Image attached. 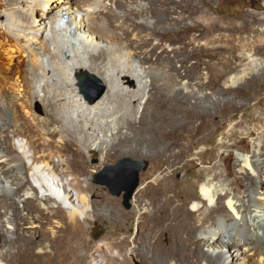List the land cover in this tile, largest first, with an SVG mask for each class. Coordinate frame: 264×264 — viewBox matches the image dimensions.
<instances>
[{
	"label": "bare ground",
	"instance_id": "1",
	"mask_svg": "<svg viewBox=\"0 0 264 264\" xmlns=\"http://www.w3.org/2000/svg\"><path fill=\"white\" fill-rule=\"evenodd\" d=\"M63 14L68 17L67 22L63 21ZM222 21L208 8L207 0H0V95L10 83L12 92L8 104L0 101V203L7 205L11 200L30 216L28 200L42 201L50 214L56 211L54 204L45 203L41 190L33 192L35 188L27 186L31 182L25 171V158L15 149L14 140L19 129L25 136L32 126L28 123L31 127L21 128L26 122L21 121L15 105L24 108L37 133L32 135V156L28 158L33 168L39 166L44 172L41 170L38 180L42 187L49 185L56 204L59 200L65 204L61 211L70 216L76 227L90 216L86 212L90 211L91 202L84 194L88 187L80 179L89 171L84 164L86 150L101 149L105 154L119 146L139 147L134 138L131 140L132 134L140 132L138 124L152 129L153 122L160 125L166 120L165 141L149 144L158 153L149 155L150 148L146 147L140 154L155 164L143 173V184L134 196L142 209L139 227L148 230L147 252L143 254L152 264H264V130L259 132L264 129V122L239 130L245 138L254 137L253 145L242 149L246 151L235 160L239 180L229 178L234 176L232 164L224 169L229 156L220 153L215 166L201 169L197 180L184 179L180 185L173 181L179 165L184 169L194 161L212 163V159L204 160L201 145L205 144L207 132L212 128L216 131L223 124L219 123L222 97L208 87V73L202 72L190 81L178 75L168 62H161L158 46L167 51L175 47L161 46L154 33L158 30L166 37L241 28L234 21L232 27H226ZM145 38L153 43L142 48ZM194 40L200 45L217 41L214 36ZM180 41L183 43L184 39ZM232 48H245L238 68L226 69L214 81L219 84L225 78L234 96L264 76V60L258 58L264 45L254 50H249L247 44ZM180 63L185 68L186 62ZM85 72L97 75L106 87L104 96L93 103L83 97L77 86V75ZM157 96L162 103L150 115V106ZM191 97L195 101L189 104ZM35 98L45 102L43 117L32 109ZM184 115L190 118L191 126L197 123L198 141L193 139L194 133L193 138H188L185 124H180ZM230 128L234 133L237 126ZM225 135L219 142L221 149L230 146V134ZM66 145L78 147V163L72 157L66 158ZM53 146L57 147L54 151L61 159L62 169L53 159ZM198 146L200 151L191 154ZM102 201L107 203L108 199ZM96 203L95 211L111 209L98 200ZM136 212L134 209L130 213L128 224ZM127 216L121 209V219L126 222ZM12 217H6L9 226L15 221ZM8 233L15 235L13 230ZM165 234L170 237L168 247L162 241ZM128 239H121L122 246L128 245ZM3 249L0 264L8 252L5 246ZM112 263L121 261L113 258Z\"/></svg>",
	"mask_w": 264,
	"mask_h": 264
},
{
	"label": "rangeland",
	"instance_id": "2",
	"mask_svg": "<svg viewBox=\"0 0 264 264\" xmlns=\"http://www.w3.org/2000/svg\"><path fill=\"white\" fill-rule=\"evenodd\" d=\"M207 6L214 12L215 15L223 19L222 24L226 27L231 26L230 24L234 21L241 26L240 30L235 31L222 28L216 33H203V31H198L187 34L182 33L183 35L181 33L174 35L170 34V36L168 35L166 37H164L162 33L158 32V30L155 32L156 34L154 33L155 37L159 38L158 41H160L161 46L165 44L166 46L175 47V49L167 51L162 50L158 46L157 56L161 62H168L170 67L175 70L178 75L182 74L190 81L196 79V77L202 72L208 73L212 77H210V82L208 81V87L212 90V92L215 93L217 91L220 93L222 97V103L219 105V123L223 124H221L220 128L216 131L212 128L209 132H207L205 144L201 145L205 151L202 155L204 160L212 159V163L202 165L198 161H194L187 164L184 169L181 167L182 165H179L173 176V181L178 185H180L184 179L189 182L197 180L201 169L205 167L213 168L220 153H225L229 156L226 164L224 165V169H226V165L229 166L232 164L231 170L234 176L229 178L231 180L234 178L239 180L241 175L237 172L235 160L239 154L246 151H242V149L251 147L254 142V137L245 138V134L239 132V130L245 129V127L250 124H258V126H261V123L264 122V76L256 79L250 86L244 89L242 88L240 92L234 94V96L231 94L232 92L230 88H228L225 78H223L219 84L214 81V78L223 75L226 69L233 71V66L238 68L237 62L241 60L240 57H242V51L245 48H242L243 50H233V46H244L247 44L249 50H254V47L257 48L259 45H264V33L259 35L262 31L264 32V0H221L218 2L216 0H207ZM34 27L36 28V25H34ZM212 36H214L217 40L213 41L214 43L210 42L205 45H200L197 40H194L196 37L210 39ZM229 38H232V40H229ZM179 39H184V42L181 43ZM145 40H142V48L153 43L152 39L145 38ZM183 44L188 46H186L185 49H181L180 46ZM176 47L179 48L176 49ZM258 58L264 60V50L258 54ZM182 60L186 62L185 68H181L180 61ZM244 60L245 59L242 61ZM229 66L231 67L229 68ZM95 76L102 82L97 75ZM9 85H11V83L7 84V88L2 92L5 93L7 91L6 93L9 92L8 95L6 93H1L0 95V101L5 104H8L10 99H12V92L10 91L11 86L9 87ZM77 86L80 93L84 98H86L83 93V88L80 86L78 75ZM84 88L87 92L92 93L96 87L94 88V85L88 81L84 84ZM161 99L162 98L159 96L155 97V101L150 106V115L157 111L158 107L160 108L158 105L162 103ZM194 101L195 98L191 97L189 104ZM43 102L44 101L39 98H35L32 102L33 111L40 117L45 116V102ZM166 104L167 106L169 105V103ZM184 107H186V104ZM15 109L17 110L21 121L24 123L26 122L21 128L32 126L30 132L28 131L26 133L27 136H24V131L19 129L20 131L22 130V133L19 134L21 136L18 135L20 132L18 130L19 132L15 133L14 140L15 149H17V151L25 158V165L27 166H25V171L29 173L31 182V186L30 184H27V186L31 188L33 186L35 188L33 192L41 190L46 196H44L45 203H47V205L54 204V209L56 211L50 214L44 210L43 205L45 204H43L42 201H38L37 203L32 200H28L27 205H29L28 207H30V211L32 213L30 216L25 215L24 213L26 212L23 208L19 207L15 202H11V200H9L10 202H8L7 205L6 202L0 203V212L2 213L0 215V253L3 252L4 246L8 250L7 254L1 258L2 263L113 264V258H117L121 261V264H152L148 260L147 255L143 254L147 252V240L145 237L148 234V230L144 231V229L139 227L142 209L136 205L134 196L136 191L143 184V173H146L149 169L155 167L152 159L148 156L140 155L141 151H144L146 147H149V155L157 152V148H152L149 144H160L165 141L166 136L163 133L166 132V120H164V122L160 125H156V123L153 122L152 127H154L152 129L138 124L140 132L138 135L132 134L131 140L134 138L133 141H137L139 143V147H136L134 144H132L130 148H122L119 146L114 150H109L107 153L105 152V154L101 149L89 148L86 150L85 155L87 159L84 161V164L88 167L89 171L80 175V179L82 180L81 183L88 187L84 194L91 202L90 211L86 210V213H89L90 216H87L86 218L88 221L86 220L81 225H77L76 227L70 221V216L64 213V211H61L65 209V204H63L60 200L56 204L53 199V191L50 190L49 185L42 187L40 181L38 180L40 177L39 173H41L42 168L39 166L33 168L34 166H31L32 163L28 158V156H32L29 146L31 140H33L32 135L37 133L35 129H33L31 117L26 115L27 112L24 108H22V106L20 107V105H15ZM10 111H12V107H10ZM177 111L178 109L176 108L174 110L175 115ZM164 112L165 111H163V113ZM190 121V118L184 115L180 124H185V133L188 135V138H193L192 133H194L195 136L193 139L198 141L200 136H198L197 129L195 128L197 123H195L194 126H191ZM28 123H31V126ZM232 125L237 126L234 133H231L230 131V127ZM132 129L135 130L136 128L133 126ZM151 130H154V132ZM262 130L264 129L261 128L259 132ZM224 134H226L225 136L230 134V137L228 138V140H230V146L228 148L221 149L219 142L224 137ZM28 136L29 138H27ZM57 138L58 135L55 136V140ZM184 142H187V140L184 139ZM65 148L66 151L64 153H66V158L70 159L72 157L75 163H78L81 160L77 146L66 145ZM50 149L52 150L51 152L53 154L54 161L59 165L60 169H62L63 166H61V159L54 151L57 147L53 146L52 148L50 147ZM199 151V146L195 147L191 150V154H195ZM125 152L131 153L126 155ZM126 159L145 160L149 164L148 168L141 171L139 174L140 183L129 200V207L126 204L127 192L123 190L121 194H116L115 191H113L121 186V180L116 177L109 176V184L107 183L106 177H97L98 173H100L106 166L117 165L119 162ZM162 168H166V166L163 165ZM42 173H44L43 170ZM46 175L48 176V171L45 172V176ZM42 180L45 181L46 184H50L47 179ZM244 195L245 192L241 194L242 197H244ZM73 196L76 197L75 192H73ZM104 198L108 199L107 203H105L106 201H102ZM97 200L106 206L108 205L111 209L108 212H100L99 210L95 211L96 206L98 205L96 203ZM142 204L145 206L144 203ZM8 209L9 214L8 212L5 213ZM121 209L123 212L128 214L127 218L134 209H137L136 215H134L130 224H128L129 218L126 222L121 219ZM7 216H13L12 218L15 219L13 225L10 224L9 226V223H7ZM9 230H13L15 237L10 236L8 233ZM123 237L129 238V243L126 247L121 244V239ZM162 241L165 247L170 245V237L166 234L162 237Z\"/></svg>",
	"mask_w": 264,
	"mask_h": 264
},
{
	"label": "water",
	"instance_id": "3",
	"mask_svg": "<svg viewBox=\"0 0 264 264\" xmlns=\"http://www.w3.org/2000/svg\"><path fill=\"white\" fill-rule=\"evenodd\" d=\"M78 80L80 81V86L83 88L85 97L90 102H96L104 96L106 87L95 75L90 73L79 74ZM88 81L94 85V88L96 87L92 93L87 92L84 88V84ZM148 165V162L145 160L126 159L119 162L117 165L106 166L100 173H98L97 177H106L107 183L109 184V176L121 180V186L113 191H115L116 194H121L123 190L126 191V204L129 207V200L140 183L139 174L141 171L146 170Z\"/></svg>",
	"mask_w": 264,
	"mask_h": 264
}]
</instances>
